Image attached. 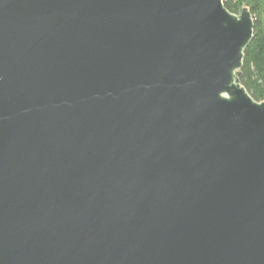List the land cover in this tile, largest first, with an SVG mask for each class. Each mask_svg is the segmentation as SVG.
Listing matches in <instances>:
<instances>
[{
  "label": "water",
  "instance_id": "water-1",
  "mask_svg": "<svg viewBox=\"0 0 264 264\" xmlns=\"http://www.w3.org/2000/svg\"><path fill=\"white\" fill-rule=\"evenodd\" d=\"M225 1L0 0V264H264Z\"/></svg>",
  "mask_w": 264,
  "mask_h": 264
},
{
  "label": "trees",
  "instance_id": "trees-1",
  "mask_svg": "<svg viewBox=\"0 0 264 264\" xmlns=\"http://www.w3.org/2000/svg\"><path fill=\"white\" fill-rule=\"evenodd\" d=\"M233 15L248 9L254 20L253 39L245 50L240 83L256 102H264V0H226Z\"/></svg>",
  "mask_w": 264,
  "mask_h": 264
}]
</instances>
